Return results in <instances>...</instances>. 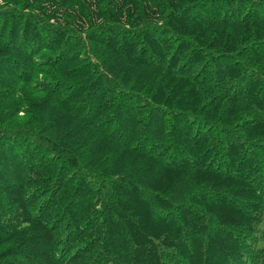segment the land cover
Masks as SVG:
<instances>
[{
    "label": "trees",
    "instance_id": "16d2710c",
    "mask_svg": "<svg viewBox=\"0 0 264 264\" xmlns=\"http://www.w3.org/2000/svg\"><path fill=\"white\" fill-rule=\"evenodd\" d=\"M0 264H264V0H0Z\"/></svg>",
    "mask_w": 264,
    "mask_h": 264
},
{
    "label": "rangeland",
    "instance_id": "374dc122",
    "mask_svg": "<svg viewBox=\"0 0 264 264\" xmlns=\"http://www.w3.org/2000/svg\"><path fill=\"white\" fill-rule=\"evenodd\" d=\"M21 118H19L18 120H20ZM15 124V123H14ZM16 125V124H15ZM16 127V126H15Z\"/></svg>",
    "mask_w": 264,
    "mask_h": 264
}]
</instances>
